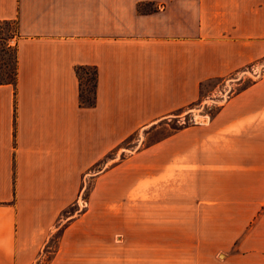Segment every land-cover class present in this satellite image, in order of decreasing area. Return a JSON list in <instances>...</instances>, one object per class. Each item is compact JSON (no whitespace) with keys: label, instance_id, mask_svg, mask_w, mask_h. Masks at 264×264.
<instances>
[{"label":"crops","instance_id":"1","mask_svg":"<svg viewBox=\"0 0 264 264\" xmlns=\"http://www.w3.org/2000/svg\"><path fill=\"white\" fill-rule=\"evenodd\" d=\"M5 21L19 25V78L0 84V264H44L57 234L50 264H103L98 229L57 225L75 192L134 131L263 56L248 43L264 37V0H0ZM81 66L99 70L95 106ZM208 118L193 128L190 212L223 220L241 264H264V75Z\"/></svg>","mask_w":264,"mask_h":264},{"label":"rangeland","instance_id":"2","mask_svg":"<svg viewBox=\"0 0 264 264\" xmlns=\"http://www.w3.org/2000/svg\"><path fill=\"white\" fill-rule=\"evenodd\" d=\"M3 26L0 25V80L8 79L15 70L18 56V30L12 25L13 37ZM249 41V55L259 49V44L264 47V37ZM263 75L264 54L237 74L205 82L199 102L152 124L146 131H134L121 141L120 148L105 155L102 171L94 169L87 174L57 225L98 229L103 237V264L248 262L242 258L247 248L242 249L240 242L227 245L228 238L236 236L217 231L223 220L200 218L190 212L198 201L192 183L191 146L195 126L207 123L209 114H215L231 95ZM84 85L92 88L94 97L95 86L87 76ZM211 97L215 101L209 105ZM177 150L183 153L177 155ZM240 222L229 220L227 225L238 227ZM60 236L52 239L44 264H50ZM250 261L254 264L256 259Z\"/></svg>","mask_w":264,"mask_h":264},{"label":"trees","instance_id":"3","mask_svg":"<svg viewBox=\"0 0 264 264\" xmlns=\"http://www.w3.org/2000/svg\"><path fill=\"white\" fill-rule=\"evenodd\" d=\"M3 26V30L7 29L9 33L12 35V25H15V28L18 30L19 34V25L17 21H5L1 23ZM0 24V25H1ZM9 34V35H10ZM14 37V35H12ZM11 36V37H12ZM18 49V47H17ZM17 66L15 70L12 73L8 74V79L6 80H0V84L2 83H13L17 84L18 83V78H19V70H18V56L16 59ZM78 73L80 76L81 80V100L82 103L85 105L89 106H95L97 104V99H98V83H99V70L97 67H86V66H81L78 68ZM87 76V81L93 82L95 86V91H94V97L91 96L92 93V88H86L84 85V78Z\"/></svg>","mask_w":264,"mask_h":264}]
</instances>
